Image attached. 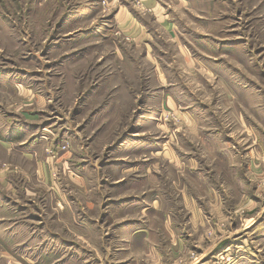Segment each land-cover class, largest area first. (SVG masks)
Segmentation results:
<instances>
[{
  "label": "rangeland",
  "instance_id": "1",
  "mask_svg": "<svg viewBox=\"0 0 264 264\" xmlns=\"http://www.w3.org/2000/svg\"><path fill=\"white\" fill-rule=\"evenodd\" d=\"M173 1L139 41L105 0H0V264H116L144 196L149 235L176 210L159 264H264V0Z\"/></svg>",
  "mask_w": 264,
  "mask_h": 264
},
{
  "label": "crops",
  "instance_id": "2",
  "mask_svg": "<svg viewBox=\"0 0 264 264\" xmlns=\"http://www.w3.org/2000/svg\"><path fill=\"white\" fill-rule=\"evenodd\" d=\"M171 1L173 0H105V12L113 14L114 19L121 30L127 31V33L134 36V39L140 41V39L147 34V29L145 28V25H142L141 21H139L141 20L139 15L144 16L146 13H149L152 14L154 19H156L161 25H169L171 22L169 21L167 8L172 4ZM140 36L142 37L140 38ZM192 127L193 124L190 125L189 129L191 130ZM15 153L17 152L8 151L6 155L11 157ZM169 160L170 162L172 161L170 156ZM152 180L153 178L149 174L148 179L146 180L147 185L143 186L141 189H146L147 187L152 186ZM180 190L181 201H183L182 203L185 204V207L188 210L194 212V219H199L198 209L200 205L192 200V194L196 191L191 190L188 180L182 183V188ZM209 195L211 198H216L215 191L211 190ZM134 198V201L128 204L125 203L126 201L119 202V204L117 203L118 201H116L114 203L116 206L112 208V211L115 214L112 215L113 223H111V225H114L115 223L117 224L116 228H122L119 231H115L113 237L108 240L110 243H115L118 247V252L115 254L116 264H131L129 262L127 263V261H130L126 260L127 256H131L132 259H135V264H141L142 259H145L143 256L154 259V264H159L162 258L165 259V251L168 250L164 244L171 243L175 235V225L177 224L174 222L173 215L176 210L169 204H166L167 209L163 208V211L166 212L167 216L166 218L164 217L165 219L162 218L156 227L152 226L151 223H148L146 218L144 222L148 223L149 230L152 232V234L149 235L146 229L140 226L139 222H141L142 218L136 216L138 212L143 213L144 210H148L149 204L146 202L145 196L142 198ZM148 199L152 200V203H154L152 206L154 208H158L156 204L159 206L160 202L156 200V198L149 196ZM108 200L113 201L114 198H109ZM214 201L215 200H212V202L209 203L216 209L218 207L216 206L218 202L215 201V203L212 204ZM112 203L113 202H110L107 205ZM111 207L112 205L109 208L111 209ZM137 224L139 225L138 228L135 227ZM195 225L197 232H199L202 228H200V226L197 227V224ZM139 233H143L140 235L145 237V242L142 246H138L136 243V238L138 237L137 234ZM176 233H178V231H176ZM138 253H140L141 256H137Z\"/></svg>",
  "mask_w": 264,
  "mask_h": 264
}]
</instances>
